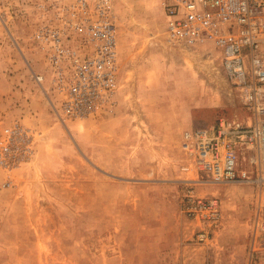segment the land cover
Returning a JSON list of instances; mask_svg holds the SVG:
<instances>
[{
	"label": "rangeland",
	"instance_id": "obj_1",
	"mask_svg": "<svg viewBox=\"0 0 264 264\" xmlns=\"http://www.w3.org/2000/svg\"><path fill=\"white\" fill-rule=\"evenodd\" d=\"M32 1L0 2L9 13L0 24V146L7 129H22L0 164V264H264L260 188L198 182L185 170V131L221 118L255 122L220 54L171 43L163 0H113L118 105L62 121L50 83L46 93L33 77L48 71L31 37ZM241 169H251L248 159ZM189 190L218 199L216 221L190 216Z\"/></svg>",
	"mask_w": 264,
	"mask_h": 264
},
{
	"label": "built area",
	"instance_id": "obj_2",
	"mask_svg": "<svg viewBox=\"0 0 264 264\" xmlns=\"http://www.w3.org/2000/svg\"><path fill=\"white\" fill-rule=\"evenodd\" d=\"M32 2L31 37L48 71V78L37 72L33 77L46 93L44 83H50L47 96L59 118L84 120L113 113L121 73L114 1ZM162 5L167 39L216 50L227 78L243 91L256 117L250 125L221 118L212 126L185 131V170H193L198 182L246 183L264 193V0H163ZM8 14L0 9V24L6 25ZM21 130L18 124L6 130L8 145L0 146L1 165L9 163L11 145L20 139ZM246 159L250 170L241 169ZM219 208L217 198L203 199L189 190L192 218L214 222ZM256 223L264 229V219L258 216ZM207 239V233H200V241Z\"/></svg>",
	"mask_w": 264,
	"mask_h": 264
}]
</instances>
